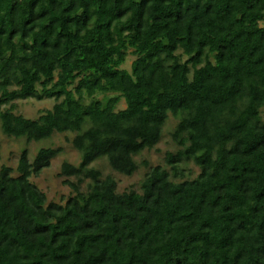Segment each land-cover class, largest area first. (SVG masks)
<instances>
[{
  "label": "trees",
  "instance_id": "1",
  "mask_svg": "<svg viewBox=\"0 0 264 264\" xmlns=\"http://www.w3.org/2000/svg\"><path fill=\"white\" fill-rule=\"evenodd\" d=\"M170 122L119 193L95 164L133 177ZM0 129L80 158L65 204L31 181L61 148L1 167L0 264H264V0H0Z\"/></svg>",
  "mask_w": 264,
  "mask_h": 264
},
{
  "label": "rangeland",
  "instance_id": "2",
  "mask_svg": "<svg viewBox=\"0 0 264 264\" xmlns=\"http://www.w3.org/2000/svg\"><path fill=\"white\" fill-rule=\"evenodd\" d=\"M134 58L129 55L128 61L124 66V69L130 70L131 64ZM52 102H37L26 101L18 105L19 113L29 119H36L42 111L51 109ZM125 105L121 104L120 109H124ZM174 124L170 122L167 128L164 130V136L162 142L157 148L151 152H145L141 156L136 158L139 164V170L131 178L124 177L113 173L107 164L102 161L95 165L100 169L103 176H112L117 182L118 192L123 193L128 190H139L140 183L145 174V168L142 166L143 162H148L151 165L162 164L165 153L167 151H173V142L170 138V133L173 131ZM65 138L72 139V136L54 135L53 138L47 141H41L38 143H32L29 146L23 140H14L3 135L0 129V145H1V161L0 169L2 166L15 169L20 158L22 151L26 148L29 151V157L32 160L36 152L41 148H61L62 154L56 158L51 166L44 169L38 177L31 179L32 183L47 196L48 201L65 204L67 199L72 195L71 189L65 185V180L73 182V179L60 178L58 174L60 167L64 162L78 165L80 162L79 154L72 148L70 144L65 141ZM192 168V165H189ZM193 177L197 176L198 170L192 168ZM84 190V186L82 188Z\"/></svg>",
  "mask_w": 264,
  "mask_h": 264
}]
</instances>
